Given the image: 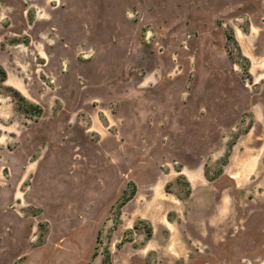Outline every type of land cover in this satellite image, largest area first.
Masks as SVG:
<instances>
[{"label": "rangeland", "instance_id": "rangeland-1", "mask_svg": "<svg viewBox=\"0 0 264 264\" xmlns=\"http://www.w3.org/2000/svg\"><path fill=\"white\" fill-rule=\"evenodd\" d=\"M0 67V264H264V0H0Z\"/></svg>", "mask_w": 264, "mask_h": 264}, {"label": "trees", "instance_id": "trees-1", "mask_svg": "<svg viewBox=\"0 0 264 264\" xmlns=\"http://www.w3.org/2000/svg\"><path fill=\"white\" fill-rule=\"evenodd\" d=\"M227 40H228V44L229 45H233L235 50H236V52H237V53H235L232 50L230 51V55H231L232 59L235 62H237L243 69H245L246 75L248 77H250V73H249V63H250V61H249L248 58L243 56L241 48H240V46L238 44V41H237V39H236V37L234 35V32L232 30L228 31ZM238 57L242 58V60H245V61L242 63L241 61L238 60ZM0 70H1V73H2V76H3V80H4L6 78V71L2 67H0ZM17 94H19V93L17 92ZM14 96H16V95H14ZM18 98H19L18 99L19 105L26 112L31 111V112H34L36 115H40L42 113V108L39 105L30 102L23 95L19 94ZM223 160L226 161V159H223ZM134 194H135V190L134 189L132 190V192L130 194H127L126 190L123 192L122 200L120 201V205H119V210L121 209V207L124 204H126V202H128L130 197L133 196ZM149 235H150V233H149ZM102 264H112L111 252H110V250L108 248L105 250Z\"/></svg>", "mask_w": 264, "mask_h": 264}]
</instances>
